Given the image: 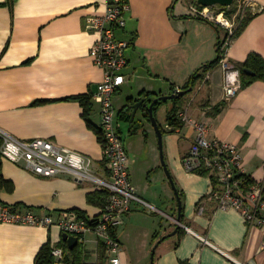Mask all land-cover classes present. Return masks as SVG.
Instances as JSON below:
<instances>
[{"label":"crops","instance_id":"obj_1","mask_svg":"<svg viewBox=\"0 0 264 264\" xmlns=\"http://www.w3.org/2000/svg\"><path fill=\"white\" fill-rule=\"evenodd\" d=\"M109 2L0 0V128L19 139H47L88 155L93 171L103 177H109V169L95 95L105 71L93 55L100 35L88 29L87 21L105 15ZM251 2V20L228 48V59L239 70L251 53L264 59V0ZM129 6L126 28L117 32L130 42L126 82L114 104L132 183L156 211L135 206L123 216L116 228L122 264H233V258L264 264L262 231L249 227L240 211L218 207L210 195L214 179L208 171H189L184 165L199 133L191 122L178 118L184 111L193 121L207 124L211 138L237 144L248 176L264 184V80L243 86L240 72L241 88L230 97L226 72L218 63L199 71L201 77L177 111L179 124L169 119L175 101L156 109L164 130V159L183 203L179 226L178 201L162 163L158 134L141 109L132 118V106L143 98L150 103L186 90L196 72L218 58L226 33L193 16L186 0H129ZM80 95L91 97L88 116L76 98ZM222 102L221 112L213 114ZM0 169L5 181L0 176L1 203L55 219L81 211L92 220L102 213L103 207L88 201V194L98 189L92 182H78L69 174L36 175L1 154ZM63 235L57 225L0 222V264H37L46 244L64 247L71 263H108L109 252L96 233L88 232L73 248Z\"/></svg>","mask_w":264,"mask_h":264},{"label":"built area","instance_id":"obj_2","mask_svg":"<svg viewBox=\"0 0 264 264\" xmlns=\"http://www.w3.org/2000/svg\"><path fill=\"white\" fill-rule=\"evenodd\" d=\"M247 2L251 6V0ZM129 8V0H110L105 15L92 16L87 21L88 29L96 30L100 35L94 45L93 55L96 64L104 69L105 77L98 85L95 100L101 109L103 153L109 177L100 176L93 171L94 160L88 155L47 139H19L0 128L2 157L22 164L36 175L54 177L69 174L78 182H92L109 192L106 205L94 224L91 223L93 219L81 217L77 212H67L55 219L51 214L39 215L6 203H0V222L47 227L57 225L63 232L76 235L80 240H84L88 232H94L107 247V264H122V244L112 231L122 224L123 216L135 206L156 211V207L139 195L132 183L129 154L119 131L114 104L117 90L126 82L124 70L128 65L127 49L130 42L120 38L117 32L126 28ZM211 9L213 7L199 4L192 6L190 11L195 17L210 18L228 29L229 33L220 47L219 63L227 76L226 93L233 97L241 88L240 70L228 59V48L234 40V31L223 14L215 16ZM178 118L183 122H191L199 133L190 153L183 160L186 168L189 171L207 170L214 179L210 195L218 207L240 211L249 227H258L264 236V184L249 180L244 156L237 144L211 138L208 125L193 121L184 111L178 112ZM203 240L209 242L205 238ZM262 248L264 249V240ZM52 256L51 264H70L67 251L62 246L52 247ZM233 264L246 263L233 258Z\"/></svg>","mask_w":264,"mask_h":264},{"label":"trees","instance_id":"obj_3","mask_svg":"<svg viewBox=\"0 0 264 264\" xmlns=\"http://www.w3.org/2000/svg\"><path fill=\"white\" fill-rule=\"evenodd\" d=\"M196 1H198V0H196ZM252 16H253V14L250 13V15L247 17V19L242 22V24L237 29L235 36L239 35L243 31V29L247 26L248 22L251 20ZM198 18L205 19L206 21L215 25L218 30L220 29V26L218 24H216L215 22L210 21L209 19H206L203 17H198ZM221 44H222V41H220V47H221ZM220 58H221V48H220L218 58L215 61H213L207 65H204L202 68H200L198 70V72H196V74L194 75V77L192 78L190 83L185 86V89L188 90L192 86L195 85L196 81L201 77V75H198L199 71L203 70V73H205L206 71H208V69H210L214 65L218 64L220 62ZM249 70L253 71L254 74L249 73ZM240 72H241V76H242L243 86L252 83L254 80H258V79L264 80V59L262 58L261 55H259L257 53H251L249 55V57L247 58V60L241 66ZM146 94H147V96L150 95L148 93H146ZM184 96L185 95H183L182 97H180L178 99L172 100V101H175L177 104L176 107H174L172 109V112L169 116V119H170L172 124H175V123L179 124L180 123L179 121H177L176 115H177V111L179 110V108L183 104L182 100H183ZM76 98L82 103L84 110H85V115L88 116L90 114V112L92 111V108H93L91 97L88 95H80ZM165 101L166 100L158 102L156 105V109L158 108L159 105H161ZM179 103H181V104H179ZM225 104H226L225 102H222V103L216 105L213 108V114H215V115L219 114L221 112L222 108L225 106ZM156 109H155V111H156ZM0 145H1V139H0ZM203 173L207 174V170H204ZM0 176L2 178V182H5L3 180L1 169H0ZM249 180L253 181L251 178H249ZM108 195H109V192L106 189L98 188L95 191L90 192L88 194V201H89V203H91L93 205H97V206L104 208L106 205ZM79 214L81 217L85 218V213L79 211ZM97 220H98V218H95L91 221V223L94 224ZM112 233L114 236H116V229H114L112 231ZM73 252H74L75 258L77 260V258H79L80 249H78V247H76L73 250ZM67 259H68V261L70 260L68 255H67ZM52 262H53L52 247L50 244H46L44 247H42L39 254L37 255L36 263L37 264H51ZM70 264H75V260L72 263L70 262Z\"/></svg>","mask_w":264,"mask_h":264},{"label":"water","instance_id":"obj_4","mask_svg":"<svg viewBox=\"0 0 264 264\" xmlns=\"http://www.w3.org/2000/svg\"><path fill=\"white\" fill-rule=\"evenodd\" d=\"M235 1L236 0H198V3L204 7H214V6L229 7V6H232ZM249 73L254 74V72L251 70H249ZM190 90H192V87L188 90H175V91H173L172 94L159 96V97L153 99L150 103H147L146 99L143 98L132 106V109H133L132 118L134 119V117L136 116V113L139 111V109H141V111L144 112V115L146 117H148V119H150V121L154 125L156 132L158 134L162 163L165 167V170L168 174V177L170 178V181L172 183V186H173V189L176 193V197H177V201H178L179 214L177 217V222H178L179 226L182 224V218H183L182 198H181L179 190L176 186V183H175L173 177L171 176V173L168 169L166 161L164 159V130H163L161 124L159 123V121L155 115V109H156V105L158 102L164 101V100L169 101V100L178 99V98L182 97L183 95H185ZM177 231H178V228H176V230L172 233V235L176 234ZM63 236H64V240L68 241L71 248H73L79 242V237L76 235H71L67 232H64Z\"/></svg>","mask_w":264,"mask_h":264},{"label":"rangeland","instance_id":"obj_5","mask_svg":"<svg viewBox=\"0 0 264 264\" xmlns=\"http://www.w3.org/2000/svg\"><path fill=\"white\" fill-rule=\"evenodd\" d=\"M186 1L189 4V8H191L192 6L196 7L199 5L196 0H186ZM211 10L215 16H217L219 14H223L224 17L227 20H229V22L232 25V29L234 31V38L236 37L235 33H236L237 29L239 28V26L242 24V22L244 20L247 19V17L251 13L250 6L248 5L247 0H236L234 2V4L232 6H229V7L214 6L213 9H211ZM190 13H191V11H190ZM203 18H205V17H203ZM206 19H209L210 21H213L216 24H218L221 28L224 29L226 35L229 33L228 29L226 27L220 25L217 21L212 20L210 18H206ZM173 217H174V215H173Z\"/></svg>","mask_w":264,"mask_h":264},{"label":"bare ground","instance_id":"obj_6","mask_svg":"<svg viewBox=\"0 0 264 264\" xmlns=\"http://www.w3.org/2000/svg\"><path fill=\"white\" fill-rule=\"evenodd\" d=\"M236 67V66H235Z\"/></svg>","mask_w":264,"mask_h":264}]
</instances>
